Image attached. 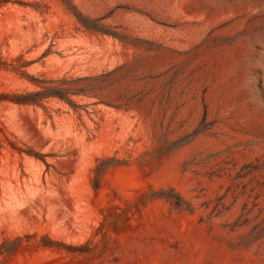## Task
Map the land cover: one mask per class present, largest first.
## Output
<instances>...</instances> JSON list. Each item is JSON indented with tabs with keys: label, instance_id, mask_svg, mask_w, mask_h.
<instances>
[{
	"label": "rangeland",
	"instance_id": "rangeland-1",
	"mask_svg": "<svg viewBox=\"0 0 264 264\" xmlns=\"http://www.w3.org/2000/svg\"><path fill=\"white\" fill-rule=\"evenodd\" d=\"M0 264H264V0L1 5Z\"/></svg>",
	"mask_w": 264,
	"mask_h": 264
},
{
	"label": "trees",
	"instance_id": "trees-1",
	"mask_svg": "<svg viewBox=\"0 0 264 264\" xmlns=\"http://www.w3.org/2000/svg\"><path fill=\"white\" fill-rule=\"evenodd\" d=\"M9 1H12V0H0V6L3 5V4H5V3H8ZM55 94H57V96H59L60 98H66V99H67V97H66L65 94H62V93H55ZM28 95H29V94H28ZM17 97L20 98V100L17 101V102H23V103L29 102V101L27 100V95H26V94H25V95L19 94ZM67 100H68V99H67ZM95 171H96V175H95V177L97 178V176L99 175V172H100L101 170H99V169H95Z\"/></svg>",
	"mask_w": 264,
	"mask_h": 264
}]
</instances>
